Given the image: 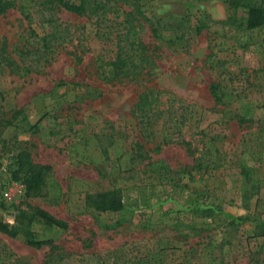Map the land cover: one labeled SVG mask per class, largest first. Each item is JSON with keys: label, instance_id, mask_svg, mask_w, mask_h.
Wrapping results in <instances>:
<instances>
[{"label": "rangeland", "instance_id": "obj_1", "mask_svg": "<svg viewBox=\"0 0 264 264\" xmlns=\"http://www.w3.org/2000/svg\"><path fill=\"white\" fill-rule=\"evenodd\" d=\"M11 1L0 13V53L17 65L0 62L3 221L12 224L14 206L24 203L65 221L44 237L59 247L50 264H253L254 250L264 262V237L251 222L232 225L219 213L264 220V207L255 209L264 193V25L246 26V6L264 1L69 0L83 3L80 14L55 0H34L22 12L20 0ZM118 54L130 75L105 76L101 65ZM150 90L193 104L177 131L164 116L138 130L146 106L137 102ZM239 100L257 107L251 120L237 117ZM203 130L223 160L216 170L195 169L199 153L180 143L200 150ZM113 137L125 150L140 142L148 157L120 167ZM20 149L51 166L60 199L26 198L10 179L8 157ZM6 186L10 199L2 197ZM113 188L122 212L85 205V192ZM148 219L154 224L142 227ZM177 219L204 224L177 233ZM49 247L0 232L5 264H46Z\"/></svg>", "mask_w": 264, "mask_h": 264}, {"label": "trees", "instance_id": "obj_2", "mask_svg": "<svg viewBox=\"0 0 264 264\" xmlns=\"http://www.w3.org/2000/svg\"><path fill=\"white\" fill-rule=\"evenodd\" d=\"M42 2L53 0H41ZM57 4L67 11H71L80 14L84 10L83 3L70 2L69 0H55ZM264 0H261V2ZM34 0H20L19 8L22 11L27 10ZM245 6L244 2L240 0H233L232 4ZM12 6L11 0H0V13L6 11ZM247 21L246 26L248 28H255L264 25V5L260 6H246ZM155 32V30H154ZM5 61L12 71L17 70V65L8 55L0 53V62ZM106 64V63H105ZM107 66L101 65L103 70L101 71L105 76H112L113 78H120L123 76H129L131 71L127 63V60L118 54L114 61H110L106 64ZM213 94L216 96L214 89ZM216 100H220L219 96L215 97ZM137 106H146L144 112L145 115H141L137 121L138 130H141L143 126L152 123L153 117L157 118L160 116L166 117L165 122L172 131H177L183 124L186 123L188 113L192 112L193 104L185 103L181 100H177L175 96L170 92L162 90H150L143 92L138 99ZM237 117L241 121L251 120L252 117L257 113V107L244 100H239ZM178 112H181L178 114ZM15 111L13 114H16ZM178 114V115H177ZM203 137L201 139V149H197L192 146L191 140H186L181 137L180 143L184 145L188 153H199L196 156L195 169H199L202 166L209 169H218L222 167V158L214 143V138L208 135L203 130ZM119 137H113L110 140L109 145L116 147V155L119 160L120 167L127 166L132 167L135 161H143L148 157V152L144 149V146L136 141L135 146H131L128 149H124ZM7 172L9 173L10 179L19 182L25 191V197H49L52 199H60L63 196V191L60 183L54 176L52 168L48 164L34 162L30 153L27 150L20 149L9 155L7 162ZM247 195L246 193H244ZM257 199L255 201V209L264 207V193H257ZM250 195H248L249 197ZM85 205L94 207L97 210H105L111 212H122L124 210V204L119 193V189L113 188L107 191H99L94 193L85 192ZM262 201V205L260 202ZM203 210H209L217 212L211 207H204ZM220 214L229 218L230 224L234 225L237 223H244L250 221L251 225L254 226L253 235L264 237V220L261 221L259 217H252L251 215L235 216L233 214L219 211ZM14 222L9 224L3 221L0 217V232L8 236L15 237L21 236L24 242L32 247L40 248L43 245H49V253L46 255L45 263L50 264L53 261L54 256H57V245L53 244L51 239H44L51 235L54 228H66L68 225L65 221L55 218L45 209L24 203V207L16 205L14 206L13 213ZM154 222L148 221L142 223V227H148ZM204 223L196 221H185V219H177L172 227L177 233H181L184 230H193L197 227L203 226ZM165 241H161L163 244ZM0 250V264L6 263L5 255H1ZM259 250L250 251V260L253 264H264L259 258ZM217 259L214 258L213 261ZM162 259L156 260L161 262ZM132 264H144L143 261H135ZM147 264H151V261H147Z\"/></svg>", "mask_w": 264, "mask_h": 264}, {"label": "built area", "instance_id": "obj_3", "mask_svg": "<svg viewBox=\"0 0 264 264\" xmlns=\"http://www.w3.org/2000/svg\"><path fill=\"white\" fill-rule=\"evenodd\" d=\"M2 197L4 199H10L11 198V193H10L9 187H7V186L3 187Z\"/></svg>", "mask_w": 264, "mask_h": 264}]
</instances>
